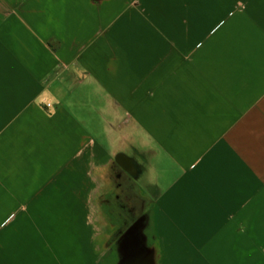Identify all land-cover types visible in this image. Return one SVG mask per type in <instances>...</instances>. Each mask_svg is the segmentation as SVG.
I'll list each match as a JSON object with an SVG mask.
<instances>
[{
    "label": "crops",
    "instance_id": "obj_1",
    "mask_svg": "<svg viewBox=\"0 0 264 264\" xmlns=\"http://www.w3.org/2000/svg\"><path fill=\"white\" fill-rule=\"evenodd\" d=\"M123 2L0 0V264H85L86 134L119 92L165 116L177 255L264 264V0Z\"/></svg>",
    "mask_w": 264,
    "mask_h": 264
},
{
    "label": "flooded vegetation",
    "instance_id": "obj_2",
    "mask_svg": "<svg viewBox=\"0 0 264 264\" xmlns=\"http://www.w3.org/2000/svg\"><path fill=\"white\" fill-rule=\"evenodd\" d=\"M83 1L94 8L108 0ZM115 96L110 117L99 112L93 136L86 134L80 191L85 264H147V226L161 218L158 193L170 159L163 146L166 121L143 103L130 106L134 99L125 92ZM162 263L155 249L150 264Z\"/></svg>",
    "mask_w": 264,
    "mask_h": 264
},
{
    "label": "water",
    "instance_id": "obj_3",
    "mask_svg": "<svg viewBox=\"0 0 264 264\" xmlns=\"http://www.w3.org/2000/svg\"><path fill=\"white\" fill-rule=\"evenodd\" d=\"M167 172H165L164 180H162L161 187L159 189V197L162 202L159 206V211L161 214V220L149 221L147 226V236H148V248H147V257L148 263L150 264L151 258L155 255V249L159 250L160 256H162V264H185L184 259H181L177 254H180L179 251H176L173 240L177 231L175 230L172 223L167 218V215L163 213L162 207L164 205L165 198L167 196L166 187L168 185ZM152 177L148 178V181H151ZM154 196V195H153ZM161 209V210H160ZM164 258V259H163Z\"/></svg>",
    "mask_w": 264,
    "mask_h": 264
},
{
    "label": "rangeland",
    "instance_id": "obj_4",
    "mask_svg": "<svg viewBox=\"0 0 264 264\" xmlns=\"http://www.w3.org/2000/svg\"><path fill=\"white\" fill-rule=\"evenodd\" d=\"M118 1V0H117ZM169 174V175H168ZM167 176H170V173L169 172H167ZM167 181H169V179H167ZM69 248H70V246H69ZM71 249H72V247H71Z\"/></svg>",
    "mask_w": 264,
    "mask_h": 264
},
{
    "label": "built area",
    "instance_id": "obj_5",
    "mask_svg": "<svg viewBox=\"0 0 264 264\" xmlns=\"http://www.w3.org/2000/svg\"><path fill=\"white\" fill-rule=\"evenodd\" d=\"M56 58H59V56H58V55H56Z\"/></svg>",
    "mask_w": 264,
    "mask_h": 264
}]
</instances>
